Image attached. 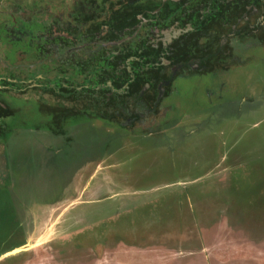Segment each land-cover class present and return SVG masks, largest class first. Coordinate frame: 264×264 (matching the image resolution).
Returning <instances> with one entry per match:
<instances>
[{"label":"flooded vegetation","instance_id":"af4514ba","mask_svg":"<svg viewBox=\"0 0 264 264\" xmlns=\"http://www.w3.org/2000/svg\"><path fill=\"white\" fill-rule=\"evenodd\" d=\"M85 1L79 2V5H88L87 8H82L83 12L77 6V0H66L62 10L64 15L62 14L60 21L45 17L48 21L46 30L50 32L59 29L60 34L64 36L60 41L50 39L54 44L52 43L47 56L42 59L50 62L48 72L54 75L48 82L49 85L56 80H62L67 86L62 90L64 101L47 106L32 98L33 100L28 99L27 104L25 103V109L20 111V104L17 103L21 102L20 94H34L36 90L37 83H30V78H36L35 70H30L32 68L28 66V74L22 78L13 73L7 78L0 76V197L7 191L10 192V189L20 191L19 188L23 191L30 188L33 193H38L29 202H24L22 197L19 200L23 204L21 208L27 204L23 211L29 223L24 231H21L20 226L23 223L18 221L17 212H14L13 217L9 212L5 214L4 217L12 226L9 225L12 230L9 238L21 235L24 237L21 241L17 240V245L12 244L9 250L25 245L26 252L38 249L28 244L46 233L53 207L62 206L67 202V190L59 184L56 185V179L46 174L47 170H43L48 159L52 158L50 169L58 167L59 164H71L78 158L91 162L96 168L104 166L105 170L110 168L115 172L137 173L143 185L147 186L153 180L151 178L156 181L160 175L163 174L164 178L165 175L185 166L191 160L188 156L192 154L187 143L198 135L199 138L206 135L211 138L220 134V141L241 142L237 134L232 137L226 135L228 123L233 126L239 117L233 122L222 119L221 124L224 125L219 131H214L209 125L201 124L204 117L200 116V112L181 113L180 110L186 105L183 99L179 98L178 84L189 83L193 79L205 82L206 79L213 80L214 85L205 86L204 93L210 98L219 93L218 99H222L220 93L228 85L222 82L223 78L240 68H245L246 70L240 71L247 74L260 71L254 69L261 65L264 68V0ZM10 4L16 10L17 16L12 14L16 16V20L21 16L20 12L23 13L25 3L21 5L19 0H15ZM27 7L24 11L26 16L33 13V10L29 9L39 8V5L34 2L31 8ZM75 11L91 15L92 20L84 21L80 16L79 20L75 21ZM75 29L78 37L69 38L67 32ZM12 32L13 38L8 39L7 43L3 41L4 38L0 39L8 47L6 50L13 53L10 60L13 62L14 57H19L21 53L24 58H28L29 63L35 62L34 48H24L23 42H26V39H21L23 33L19 31V24L13 26ZM56 41L60 42L59 46L55 45ZM256 56H262L263 60L257 61ZM52 62L57 64L51 68ZM42 77L47 79L45 74ZM90 78L94 80V86L88 90H91L92 97L97 100L85 105L71 99L73 94H77L80 99L87 97L83 86L86 89L90 87ZM72 79L76 81L75 86L71 85ZM100 80H105L106 86L100 87ZM259 82L264 85V77L259 79ZM41 88L43 89L42 85ZM119 91H123L121 97L108 102V98ZM100 96L106 98L105 105L101 107ZM226 100L214 102L211 106L218 109L230 106L236 110L246 103L253 106L258 102V109L264 106V95L254 92L232 101ZM35 106L37 107L34 108ZM15 116H18L19 123L8 125L7 121ZM17 125H28L21 127V136L18 138L25 142L24 147H20L18 143L23 152L21 155L33 152L31 156L21 159L35 164L34 155L40 152L42 160L39 161L38 168L42 171L34 176L22 173V179L17 175L15 181L8 161L15 155V151L10 149V144L16 137ZM188 125L197 128L187 131ZM142 128L148 131L143 132L144 134L134 141L140 144L141 148L133 153L132 160L123 159L115 164L105 160V155L108 157L114 153L116 144L121 143V131L129 133L141 131ZM145 136L160 137L164 139V144L159 148L153 147L157 146V141L151 139V148H145L141 143ZM27 138L31 140L28 141ZM199 155L201 154H197ZM53 158L56 163H53ZM147 164L149 166L146 167ZM197 165L198 163L194 166ZM98 169H94L89 182L82 188V194L87 189L94 192L107 185L99 178ZM175 177L177 178V175ZM24 181L30 185H25ZM15 184L23 186L16 189ZM122 195L120 192L96 198L92 202L82 199L80 206L102 205L108 201L115 206L121 199H128L119 198ZM107 212L112 213L113 210ZM82 213L84 215L85 212ZM98 220L95 222L99 223ZM67 224L68 219H65L60 228ZM64 249L68 247L42 248L46 254H63Z\"/></svg>","mask_w":264,"mask_h":264},{"label":"rangeland","instance_id":"374dc122","mask_svg":"<svg viewBox=\"0 0 264 264\" xmlns=\"http://www.w3.org/2000/svg\"><path fill=\"white\" fill-rule=\"evenodd\" d=\"M19 1L21 5L25 3L23 13L20 12L21 16L25 15L19 16V22L29 23L28 25L35 27L36 31L48 24L46 18L52 17L60 21V17L64 15L62 10L66 0ZM11 2L15 0H2L3 8H0V28L10 32L13 30L10 27L13 22L8 18V14L16 15ZM34 2L39 8L29 9L33 10V13L26 16L24 11L27 6L31 8ZM3 36L5 43L13 38L11 33ZM23 44L26 45V42ZM6 48L8 47L0 40L1 77L7 78L13 73L22 78L23 75L27 76L26 68L30 66V70L36 72V78H30L31 84L35 82L36 85H45L53 78V73H49V61L35 60L29 63L28 58H24L20 53L12 62L10 59L13 53ZM252 53L251 50L250 54ZM255 59L263 60L262 56H256ZM52 64L54 66L50 64L51 68L55 67L57 62ZM240 70L246 69L240 68L223 78L222 82L228 85L220 93L222 99H218L219 93H215L212 98L204 93L205 86L214 85L210 79H206V82L197 79L189 83L181 82L178 84V93L186 105V109L182 108L180 112H200V116L204 117L201 124L209 125L214 131H219L224 125L221 124L222 119L233 122L239 117L233 126L228 123L226 135L232 137L237 134L241 142L220 141V134L211 138L207 135L199 138L198 135L187 143L192 153L188 156L191 160L164 178L163 174L156 181L151 178L153 180L147 186L143 185L137 173L115 172L110 168L106 171L104 166L98 169L93 167L91 162L78 158L71 164H59L58 167L50 169L52 158L48 159L43 170H47L46 174L56 179V185L59 184L67 190V202L62 206L53 207L46 233L28 244L38 249L13 255L3 264H264V106L258 109V102L253 106L246 103L237 110L230 106L220 109L211 106L214 102H225L223 100L226 99L232 101L238 97L252 95L253 92L264 95V85L259 82V79L264 77L262 65L254 69L260 71L249 74ZM41 74H45L47 79L39 82ZM20 95L21 102L17 101L20 111L26 107L24 105L28 99L45 103L47 106L61 103L52 95L39 90H35L34 94ZM22 117L24 119V116ZM7 122L8 125L19 123L18 116ZM21 127L28 125H17L15 128L16 137L10 144V149L15 151V155L8 161L15 181L17 175L22 179V173L34 176L42 171L38 168L39 161L42 160L40 152L34 155L35 164L21 159L33 153L29 151L27 155H21L23 152L20 147L25 145L22 138L18 139L21 136ZM187 127V131L197 128L190 125ZM145 131L148 130L142 128L141 131L129 133L119 131L123 133V137L119 139L121 143L116 144V153H111L108 157L105 155V160L112 164L123 159L132 160L133 153L141 148V145L134 141ZM144 138L141 143L145 148H151L152 140L157 141V146L152 145L153 147L159 148L164 144V139L160 137ZM56 162L53 158V163ZM196 163L198 165L194 166ZM94 169L99 170V178L107 185L94 192L87 189L83 196L82 188L89 182ZM174 175H177V178ZM24 183L29 184L25 181ZM23 184H15V188L18 189ZM11 190L0 197V253L9 250L12 244L17 245V240L24 238L22 235L9 238L12 230L4 217L5 214L9 212L13 217L14 212H17L18 221L23 223L20 226L21 231H24L29 223L23 211L27 204L21 208L23 204L19 200L22 197L24 202H29L34 199V195H38L30 188L26 191L21 188L18 189L20 191ZM120 192L123 195L119 198L128 199H119L115 206L110 201L102 205L80 206L82 199L92 202L96 198ZM103 208L106 210H102ZM81 210L85 212L84 215ZM110 210L113 212H107ZM65 219H68V224L61 229V223ZM96 220L99 223H96ZM49 246L68 249H64L63 254H46L42 248Z\"/></svg>","mask_w":264,"mask_h":264},{"label":"trees","instance_id":"16d2710c","mask_svg":"<svg viewBox=\"0 0 264 264\" xmlns=\"http://www.w3.org/2000/svg\"><path fill=\"white\" fill-rule=\"evenodd\" d=\"M77 1H78L77 6L80 7L81 10H82V8H87L88 7L87 4L79 5V2H81V1L86 2L85 0H77ZM0 7H3L2 0H0ZM82 12H83V10H82ZM80 16H82V20H84V21H87V20L91 21L92 20V16L91 15H88L87 13H81L79 11H75L74 12L73 19L75 21H77V20H79ZM21 17H23V16H21ZM8 18L13 22L10 25V27L13 28V25L19 24V31H20V33H23L21 39H23V38L26 39V45H27L26 48L30 47L31 50H33V48H34L35 59L37 61L38 60H42V59H44L47 56V52L51 48L50 46H52V43L54 44V42H50V39H54V40H58V41L64 39V36H62L60 34L61 32H60L59 29H57L56 31L48 32L46 30L47 27L45 26V27L41 28L39 31H36L35 27H31V25H28L29 23H27L25 21L19 22V20H18L19 17L16 18V20H15V16L14 15H8ZM9 33L13 34V32H10V31H8L5 28H0V37L1 38H5L3 35L4 34L8 35ZM67 33H68V37L69 38H70V36H72L75 39L78 37L77 33H76V29L75 30H70ZM59 44H60V42H57V41L55 42V45L59 46ZM26 45H24V48H25ZM29 50H27V51H29ZM85 80H86V78H85ZM42 81H43V77L39 79V82H42ZM72 81H73V83H71V85L75 86L76 85L75 79H72ZM88 86H90V87L87 88V89L83 86V90H84L83 92H85L84 94H86L87 97H84V98L80 99V97H77L78 96L77 94H73L71 96V99L73 98L74 100H77L78 102H83L85 105L87 103H92V101L95 102L97 99L93 98L91 90H88L92 86H94V80L92 78L88 79ZM99 86L100 87L106 86L105 85V80H100V85ZM42 87H43V89L41 88L40 85H36V90H42L43 93L52 95L54 98L58 99L59 102H62V101L65 100V99H62V97H63L62 90L67 87L66 85H64V81L56 80L55 82H53V84H50V85L47 82L45 85H42ZM121 92H123V91H119L118 93L117 92L114 93L111 97L108 98V100H109L108 102L113 101V100L121 97L120 96V94L122 95ZM66 101H69V100H66ZM99 101H100L99 102V106L100 107L104 106L105 102H106V98L103 97V96H100ZM83 110H85V109H83Z\"/></svg>","mask_w":264,"mask_h":264},{"label":"crops","instance_id":"0c3cea01","mask_svg":"<svg viewBox=\"0 0 264 264\" xmlns=\"http://www.w3.org/2000/svg\"><path fill=\"white\" fill-rule=\"evenodd\" d=\"M23 247V246H22ZM17 248H20V247H16V248H14V249H17ZM14 249H12V250H4V252L2 251L1 253H0V264H3V263H5V261H7L9 258H11V256H8V257H4V255L5 254H7V253H9V252H11V251H13ZM26 251H23V252H21V253H25ZM10 260V259H9Z\"/></svg>","mask_w":264,"mask_h":264},{"label":"water","instance_id":"95a60500","mask_svg":"<svg viewBox=\"0 0 264 264\" xmlns=\"http://www.w3.org/2000/svg\"><path fill=\"white\" fill-rule=\"evenodd\" d=\"M27 250V247L26 246H23V247H20V248H17V249H14L13 251L7 253L4 255V257H8V256H13V255H16L18 253H21L23 251H26Z\"/></svg>","mask_w":264,"mask_h":264},{"label":"bare ground","instance_id":"6f19581e","mask_svg":"<svg viewBox=\"0 0 264 264\" xmlns=\"http://www.w3.org/2000/svg\"><path fill=\"white\" fill-rule=\"evenodd\" d=\"M55 63V62H54Z\"/></svg>","mask_w":264,"mask_h":264}]
</instances>
